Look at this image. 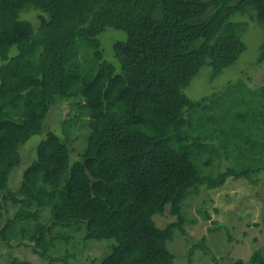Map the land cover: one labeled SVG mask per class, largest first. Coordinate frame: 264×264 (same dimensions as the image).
Instances as JSON below:
<instances>
[{
  "label": "trees",
  "instance_id": "1",
  "mask_svg": "<svg viewBox=\"0 0 264 264\" xmlns=\"http://www.w3.org/2000/svg\"><path fill=\"white\" fill-rule=\"evenodd\" d=\"M29 6L40 11L37 30L20 18ZM251 10L264 30V0H0V240L26 237L47 259L56 241L82 233L84 242L108 243L101 264H175L166 248L172 234L156 227L155 215L171 203L185 233L183 207L193 194L229 180L256 185L264 171V141L230 134L231 117L254 96L245 82L201 101L184 93L206 65L213 80L239 60L248 23L232 19ZM108 28L128 35L114 45L120 72L103 58L99 36ZM65 101L74 114L63 136L49 132L25 172L54 186L48 221L36 190H23L36 210L2 226L1 197L21 146ZM83 120L86 146L71 164ZM223 156L226 171L205 172ZM249 264H264L263 252Z\"/></svg>",
  "mask_w": 264,
  "mask_h": 264
},
{
  "label": "rangeland",
  "instance_id": "2",
  "mask_svg": "<svg viewBox=\"0 0 264 264\" xmlns=\"http://www.w3.org/2000/svg\"><path fill=\"white\" fill-rule=\"evenodd\" d=\"M39 12L29 6L20 18L31 22L36 29L40 25ZM232 20L248 23V30L242 38L246 50L233 66L225 69L213 80L211 66L203 67L184 89V93L193 101H201L220 94L230 84L245 82L253 90L254 96L250 104L231 117L230 134L237 137L250 135L264 141V62H258L260 46L264 42V30L255 21L252 10L244 15H237ZM99 40L104 61L114 65L117 72H120L114 45L117 42H126L127 33L108 28L99 36ZM11 54H16V48L11 50ZM72 103L65 101L52 108L42 132L21 146V163L10 174L8 188L1 197L4 206L2 226L7 223V219L17 214L35 211L34 199L43 201L42 218L44 222L48 221L51 206L53 208L56 201L53 204L54 199L47 196V193L55 192H52L54 186L43 182L40 173L26 178L25 172L36 161L38 145L46 139L49 132L63 136V122L74 114ZM74 129L71 164L80 161L89 132L85 120ZM229 166L230 163L223 156L213 168L205 172L218 175ZM254 179L257 181L256 185L244 179L229 180L217 189L208 190L202 187L199 193L193 194L183 207L188 219L183 225L185 233L177 226L181 217L179 213L172 212L171 203L162 214L155 215L156 227L161 231L169 230L172 234L166 248L173 254L175 264H249L251 257L258 251L264 254V171L258 173ZM23 190L28 194L36 190L32 196L34 199L26 197ZM192 250L193 253L189 256ZM109 251L107 242H84L82 233H74L69 244L64 240L56 241L48 258L44 259L34 253L32 244L26 237L18 236L10 244L0 240V264H10L14 258L31 264H101Z\"/></svg>",
  "mask_w": 264,
  "mask_h": 264
}]
</instances>
